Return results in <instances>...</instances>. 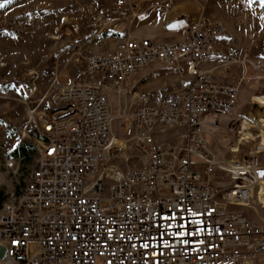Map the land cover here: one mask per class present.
<instances>
[{
	"label": "built area",
	"instance_id": "1",
	"mask_svg": "<svg viewBox=\"0 0 264 264\" xmlns=\"http://www.w3.org/2000/svg\"><path fill=\"white\" fill-rule=\"evenodd\" d=\"M174 3L120 2L159 11ZM234 54L226 29L200 14L181 42L126 39L88 57L83 81L60 85L65 111L41 125L29 193L22 186L3 193L0 264L23 255H30L28 264H264V226L236 210L257 203L253 188L264 176V149L252 138L245 147L237 140L235 157L225 162L204 137L206 125L232 118L238 106L237 86L217 82L204 65L228 63ZM155 65L170 68L177 83L137 93L126 117L138 157L125 160L147 163L105 168L113 147L109 97ZM166 128L183 132L178 145L158 141ZM241 131L242 125L238 137ZM237 160H245L248 175H239ZM166 192H178L179 201H165ZM21 246L35 250L23 254Z\"/></svg>",
	"mask_w": 264,
	"mask_h": 264
},
{
	"label": "rangeland",
	"instance_id": "2",
	"mask_svg": "<svg viewBox=\"0 0 264 264\" xmlns=\"http://www.w3.org/2000/svg\"><path fill=\"white\" fill-rule=\"evenodd\" d=\"M121 1L0 0L1 196L15 190L33 169L41 148V125L67 108L66 102L57 98L60 85L82 82L88 57L112 52L113 45L126 39L151 37L155 43L163 39L181 42L185 28L200 14L221 24L235 48L234 58L228 63L206 64L204 68L213 71L217 82L235 84L238 88L234 116L216 117L217 126L206 125L204 137L215 155L226 162L235 157L232 149L241 125L252 119L251 138L258 143L255 125L264 119V109L250 99L264 96V0H175L169 11L146 10V5L134 10L121 5ZM130 2L134 4L138 0ZM172 18L177 20L171 26H164ZM56 80L59 87L54 86ZM176 83L170 68L149 66L125 80L120 92L110 95L111 137L123 147L113 144L105 168L124 171L147 163L140 157L136 161L125 160L138 157L133 143L136 130H127L126 117L137 107V93L156 94ZM229 125L234 131H228ZM182 135V131L166 128L157 139L174 146L182 141ZM21 148L29 152L27 160L19 154ZM245 151L240 155L246 154ZM9 162L10 169L6 167ZM236 210L264 226V212L257 203ZM34 250L30 246L29 254Z\"/></svg>",
	"mask_w": 264,
	"mask_h": 264
},
{
	"label": "bare ground",
	"instance_id": "3",
	"mask_svg": "<svg viewBox=\"0 0 264 264\" xmlns=\"http://www.w3.org/2000/svg\"><path fill=\"white\" fill-rule=\"evenodd\" d=\"M193 23V22H192ZM187 77H194V70H187ZM250 102L253 104H257L261 108L264 109V96H252L250 99ZM248 121H244L242 124V131L240 137H238V145L244 146V143L246 144V139H249L252 137V135L249 132V129L252 127L251 121L252 119ZM257 125V126H256ZM255 125L258 129V136L260 147L264 149V119H259L258 123ZM254 127V125H253ZM113 144H118L120 147H123V144L120 143L117 139L112 140V146ZM235 151V150H234ZM7 168L12 167V163L9 162L6 165ZM237 169L239 170V175H248V168L245 167V160L237 161ZM34 172L33 169L29 172L27 178L23 181L22 184H18L15 188L18 189L19 186H22V193H29V186H26V183L30 179V173ZM253 199L257 201V206L264 212V176H262L261 179L258 181V185H254L253 188ZM165 201L168 202H178L179 201V194L178 192H166L165 193ZM29 246H21V253L23 254H29ZM30 263V255H23L20 258L13 259V264H28Z\"/></svg>",
	"mask_w": 264,
	"mask_h": 264
},
{
	"label": "crops",
	"instance_id": "4",
	"mask_svg": "<svg viewBox=\"0 0 264 264\" xmlns=\"http://www.w3.org/2000/svg\"><path fill=\"white\" fill-rule=\"evenodd\" d=\"M176 20L177 19H175V18L169 19V20L166 21V23L164 24V26H171ZM133 39H136V38H133ZM140 39L141 38H138V40H140ZM147 39L151 40V37L150 38H147ZM164 42H166V39H163V42H161V43H164ZM158 43H160V42H158ZM113 46H114V48H116L117 44H115Z\"/></svg>",
	"mask_w": 264,
	"mask_h": 264
},
{
	"label": "trees",
	"instance_id": "5",
	"mask_svg": "<svg viewBox=\"0 0 264 264\" xmlns=\"http://www.w3.org/2000/svg\"><path fill=\"white\" fill-rule=\"evenodd\" d=\"M19 154L22 156L23 160H27L29 157V152L27 150H25L24 148H21V153L19 152ZM2 199H3V195L2 196L0 195V203H1Z\"/></svg>",
	"mask_w": 264,
	"mask_h": 264
}]
</instances>
